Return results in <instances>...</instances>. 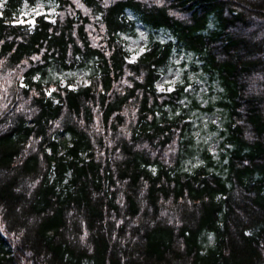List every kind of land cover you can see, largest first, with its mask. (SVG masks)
Listing matches in <instances>:
<instances>
[{"label":"trees","instance_id":"1","mask_svg":"<svg viewBox=\"0 0 264 264\" xmlns=\"http://www.w3.org/2000/svg\"><path fill=\"white\" fill-rule=\"evenodd\" d=\"M23 1L54 22L16 23ZM179 53L220 88L217 158L192 137L198 86L155 87ZM0 264H264V0H4Z\"/></svg>","mask_w":264,"mask_h":264},{"label":"rangeland","instance_id":"2","mask_svg":"<svg viewBox=\"0 0 264 264\" xmlns=\"http://www.w3.org/2000/svg\"><path fill=\"white\" fill-rule=\"evenodd\" d=\"M3 2L4 0H0V4ZM55 12V5L49 2L37 1L34 5H30L23 1L18 18L20 22H29L28 26L32 28V21L35 16L45 15L47 19L52 21ZM121 37L125 40V50L128 53L129 61H134L144 50L148 37L147 31L140 27L136 30V35H121ZM193 62L194 58L192 54H175L172 58V64L156 81L155 87L160 92L171 91L176 84L184 83L185 80L191 85L198 86L196 96L201 102V106L212 105L213 109L210 112L193 110L190 113L188 120L192 123V137L197 146H201V148L205 147L208 153L217 158L219 152L222 151V138L219 136L218 128H220L224 116L214 103L218 97V90L220 88L214 85L212 88H209L200 72L192 69ZM48 74L52 80H58L62 86H68L72 89H76L87 83V71L84 70L63 73L51 70ZM12 80L14 81V79ZM186 101L187 98L182 100L184 103ZM200 163H202L200 158L195 157L192 161L186 159L185 169L191 170Z\"/></svg>","mask_w":264,"mask_h":264}]
</instances>
